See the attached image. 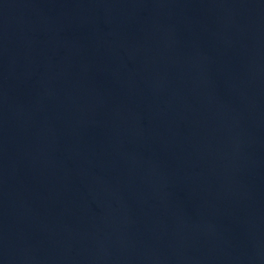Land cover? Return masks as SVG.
<instances>
[{"label":"water","instance_id":"1","mask_svg":"<svg viewBox=\"0 0 264 264\" xmlns=\"http://www.w3.org/2000/svg\"><path fill=\"white\" fill-rule=\"evenodd\" d=\"M0 264H264V0H0Z\"/></svg>","mask_w":264,"mask_h":264}]
</instances>
